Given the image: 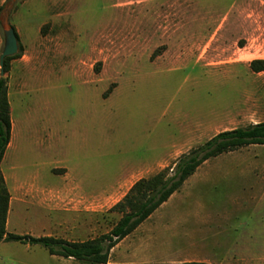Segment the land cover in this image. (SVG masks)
<instances>
[{
  "label": "rangeland",
  "instance_id": "obj_1",
  "mask_svg": "<svg viewBox=\"0 0 264 264\" xmlns=\"http://www.w3.org/2000/svg\"><path fill=\"white\" fill-rule=\"evenodd\" d=\"M0 7V57L6 18L21 55L4 75L0 66L14 122L15 144L1 163L9 192L18 182L41 191L65 187L68 169L91 181L85 231L59 227L68 213L29 195L13 210L12 233L96 238L121 218L110 209L143 178L119 189L116 176L165 155L186 137L183 126L210 125L206 142L264 120V69L251 66L264 61V0H0ZM211 163L222 175L200 189L202 217L264 232V144ZM163 213L120 242L111 264H171L212 253L163 232ZM140 245V254L133 251ZM263 253L254 246L248 257ZM0 264L88 263L9 241L0 242Z\"/></svg>",
  "mask_w": 264,
  "mask_h": 264
},
{
  "label": "crops",
  "instance_id": "obj_2",
  "mask_svg": "<svg viewBox=\"0 0 264 264\" xmlns=\"http://www.w3.org/2000/svg\"><path fill=\"white\" fill-rule=\"evenodd\" d=\"M183 127L186 134V137L183 140L174 144L170 150H167L165 155L161 156L154 162L146 161L133 167L128 166L129 168L127 170L123 169L122 173H119V175L116 176L117 181L115 182L114 187L119 189L123 188L128 180H131V177H147L148 175H153L164 169L168 166V163L171 160L175 161L197 144H202V142H204L205 134L210 129V125L208 124H198L194 127ZM13 129L14 122L11 140L4 159L8 156L10 150H12L15 144L13 142ZM212 159H209L202 164L198 170L186 180L181 189L176 191L161 206L164 209L161 225L163 232L168 235L181 236L188 240H192L193 245L196 248L201 245L200 247H204L206 250L209 249L214 254L217 251L223 252L222 254H217L216 258H214L212 257V253L208 254L206 251H198L193 258H185L179 261H174L171 264L192 261L205 262L208 264H264V253L253 258L248 257L251 247L255 246L259 251L260 249H263L264 251V232L261 233L257 228L253 230V232L250 231V228L248 227L244 228L247 224V222L244 221L240 222L241 228H237L234 226L235 223L232 218H226L224 221H219L218 219L210 217L204 218L201 215L199 209L203 206H207L201 202L200 198H203V191L200 189L205 186L207 187L213 180H215V178L222 175V169L212 167ZM63 176L69 181V183L62 188H44L41 191L38 190V188H29L25 186L24 183L21 184L18 182V185H16L13 190L10 189L11 200L7 216V231L10 232V225L14 224L15 216L13 215V210L18 204H20V202H24L25 197L29 195H32L34 199H38L41 206L47 207L56 212L68 213V218L62 219L58 223L59 227L63 226L64 223H68L69 227H67V230L72 233H80L81 231L83 232L85 229H88L91 218V181L89 178L73 177L70 169H68L66 175ZM137 180H139V178ZM136 181L132 182L127 190H129ZM66 201L68 202L66 203ZM154 213L147 220L151 219ZM143 223L122 241H125L128 238H134L136 232L142 228ZM242 228H244V233L238 232L235 235L234 232ZM62 238L70 241H77L73 240L76 239L74 235L71 237L62 236ZM120 242L112 250L119 246ZM197 243H199V245ZM136 248H134L133 251H137L139 254L143 251V246L141 245L137 249ZM135 255L137 254L134 252L133 256ZM147 261H144L146 262L144 264H153L152 260ZM106 264H111L110 258Z\"/></svg>",
  "mask_w": 264,
  "mask_h": 264
},
{
  "label": "trees",
  "instance_id": "obj_3",
  "mask_svg": "<svg viewBox=\"0 0 264 264\" xmlns=\"http://www.w3.org/2000/svg\"><path fill=\"white\" fill-rule=\"evenodd\" d=\"M3 7H0V16ZM15 28V27H14ZM16 31V29H15ZM18 36V33L16 31ZM19 39V36H18ZM20 54L6 57L5 68ZM264 61H254L255 71L264 69ZM13 121L6 95V80L0 78V242L16 241L28 245H42L51 255L74 258L88 264H106L111 250L124 238L134 232L207 160L253 144H264V120L256 124L219 132L206 142L191 148L172 164L161 171L137 180L124 197L110 210L120 212L121 218L112 229L96 238L70 241L51 235L33 236L7 231V216L11 194L1 172V163L12 136ZM178 264H208L205 262H182Z\"/></svg>",
  "mask_w": 264,
  "mask_h": 264
},
{
  "label": "water",
  "instance_id": "obj_4",
  "mask_svg": "<svg viewBox=\"0 0 264 264\" xmlns=\"http://www.w3.org/2000/svg\"><path fill=\"white\" fill-rule=\"evenodd\" d=\"M3 31L5 35V47L0 57L1 75L5 73V59L6 57L14 56L19 52V39L15 28L6 18L3 23Z\"/></svg>",
  "mask_w": 264,
  "mask_h": 264
}]
</instances>
